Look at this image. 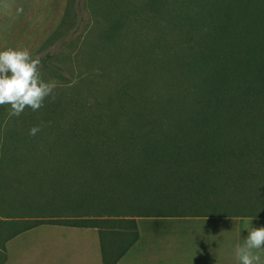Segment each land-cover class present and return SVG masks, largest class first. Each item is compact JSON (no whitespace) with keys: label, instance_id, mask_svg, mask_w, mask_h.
<instances>
[{"label":"rangeland","instance_id":"obj_1","mask_svg":"<svg viewBox=\"0 0 264 264\" xmlns=\"http://www.w3.org/2000/svg\"><path fill=\"white\" fill-rule=\"evenodd\" d=\"M194 6L192 0L0 1V51L28 49L40 61L41 78L57 83L55 102L46 98L38 111L26 107L21 115L10 116L11 106H0V264H17L25 256L20 250H33L13 244L7 251L6 246L31 226L42 230L21 239L49 233L42 226L73 228L55 224L60 221L83 223L99 219V213L137 211L139 200L122 199L111 206L86 196L97 189L88 170L110 166L107 162L121 155L113 145L123 141L117 129L167 127L201 110L200 95L209 90L211 78L191 55L193 41L205 42L208 35L202 31L210 22L208 13L198 14ZM243 8L251 17L238 20L236 30L245 41L242 48L250 51L264 41V0ZM188 20L195 27L190 42L183 29ZM248 88L262 92L264 83L258 80ZM252 102L249 110L253 106L264 113L261 98ZM33 126L42 128L30 136ZM100 145L105 151L95 152ZM252 219L253 226H264L263 215ZM138 230L141 246L129 264L139 263L141 248L142 256L160 254L162 247L232 249L247 236L244 220L233 218L142 220ZM162 251L159 263L168 262L167 249Z\"/></svg>","mask_w":264,"mask_h":264},{"label":"trees","instance_id":"obj_2","mask_svg":"<svg viewBox=\"0 0 264 264\" xmlns=\"http://www.w3.org/2000/svg\"><path fill=\"white\" fill-rule=\"evenodd\" d=\"M204 1L192 0L196 4L192 9L198 14L204 10L210 22L202 31L208 35L205 42L193 41L191 55L211 78L209 90L200 95L201 110L193 109L185 120L167 127L117 129L123 141L113 145L122 150L121 155L109 160L110 166L88 167L89 181L97 189L86 196L103 204L112 202L111 206L122 199L139 200L137 211L99 213V219L84 221L90 225L55 223L98 230L104 264H118L139 241L137 218L264 216V113L253 106L249 110L248 105L256 97L264 103V91L248 88L258 80L264 83V41L246 51L243 36L236 30L238 20L251 17L243 5L254 0ZM190 21L183 27L188 42L195 28ZM81 145L84 149L87 143ZM94 150L105 151V146Z\"/></svg>","mask_w":264,"mask_h":264},{"label":"crops","instance_id":"obj_3","mask_svg":"<svg viewBox=\"0 0 264 264\" xmlns=\"http://www.w3.org/2000/svg\"><path fill=\"white\" fill-rule=\"evenodd\" d=\"M214 220L216 218H137V225L142 220H163V221H196V220ZM43 228L50 229L49 233H42L38 238L37 236H31L28 239H21L23 236L33 234L39 227L26 231L22 236L12 238L7 243V251L11 250V245L17 244V246L31 247L33 250H20L22 256L18 260L17 264H104L103 254L100 243V237L98 230L87 228H67L58 226H42ZM42 230V229H41ZM39 229V231H41ZM191 230V229H189ZM211 230V229H210ZM216 230L217 229H212ZM211 230V231H212ZM55 232V233H54ZM197 236L195 240L201 239L200 231H194ZM139 241L136 245L126 254L124 258L118 264H129L130 255L137 252V247L140 248L141 234L139 233ZM221 234H215L220 236ZM223 236V235H221ZM92 239L94 241H92ZM168 246V245H163ZM167 249L166 257H170L168 262L159 263L158 255L164 254L162 249ZM172 248V249H171ZM182 249L177 247H162L160 254L158 253H146L142 256V248L139 249L138 264H238L235 257V247L232 249H225L221 247H209L203 248L202 246H185ZM203 248V249H202ZM157 250V248H156ZM29 251V252H27ZM146 249L144 250V252ZM255 254L260 256V264H264V250H253ZM143 252V253H144ZM177 257L176 261L174 258ZM175 261V262H174ZM197 261V262H196ZM10 264V263H9Z\"/></svg>","mask_w":264,"mask_h":264},{"label":"clouds","instance_id":"obj_4","mask_svg":"<svg viewBox=\"0 0 264 264\" xmlns=\"http://www.w3.org/2000/svg\"><path fill=\"white\" fill-rule=\"evenodd\" d=\"M40 61L33 58L28 49L7 48L0 51V106L10 105V116H19L26 107L38 111L46 98L55 102V80L45 82L40 74ZM42 126H33L30 136L41 131ZM243 219L247 236L243 243L235 245L238 264H260V256L253 250H264V226L252 225V218Z\"/></svg>","mask_w":264,"mask_h":264}]
</instances>
